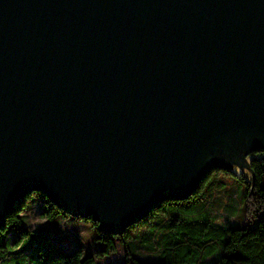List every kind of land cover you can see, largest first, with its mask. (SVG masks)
I'll return each instance as SVG.
<instances>
[{
    "label": "water",
    "instance_id": "water-1",
    "mask_svg": "<svg viewBox=\"0 0 264 264\" xmlns=\"http://www.w3.org/2000/svg\"><path fill=\"white\" fill-rule=\"evenodd\" d=\"M259 149L264 0H0V232L37 192L122 235Z\"/></svg>",
    "mask_w": 264,
    "mask_h": 264
},
{
    "label": "trees",
    "instance_id": "trees-1",
    "mask_svg": "<svg viewBox=\"0 0 264 264\" xmlns=\"http://www.w3.org/2000/svg\"><path fill=\"white\" fill-rule=\"evenodd\" d=\"M248 165L250 179L241 177L240 181L246 185L245 218L255 216L257 225H246L239 228H227L211 222L209 219L186 218L176 213L182 208L184 202L198 201L207 180L215 173L226 176L238 177L234 169H213L208 173L196 194L186 201H168L155 206L149 216L128 228L122 235H112L98 230V225L91 219H85L96 229L97 240L103 244V249L93 255H85L83 248L66 251L55 244L41 243L39 251L42 252L44 264H101L102 259H107L117 253L116 240L124 247V261L121 264H264V149L249 154ZM35 197L43 200L42 216L50 221L64 215L47 197L41 193L29 194L14 206L6 219V226L0 232V252L6 253L9 243V232L13 231L17 238L14 244L21 243L31 231L24 230V216L30 209L29 202ZM162 218L161 227L167 228L160 240L152 243L160 248L157 256L158 262L141 261L131 251L134 232L148 231L150 224L156 218ZM169 221V223H167ZM2 262V261H1Z\"/></svg>",
    "mask_w": 264,
    "mask_h": 264
},
{
    "label": "rangeland",
    "instance_id": "rangeland-1",
    "mask_svg": "<svg viewBox=\"0 0 264 264\" xmlns=\"http://www.w3.org/2000/svg\"><path fill=\"white\" fill-rule=\"evenodd\" d=\"M249 154L245 155L246 162ZM248 163V162H247ZM228 169V168H227ZM246 178L244 172L239 173V178ZM246 185L238 177L226 176L223 173L213 174L206 182L198 201L189 200L176 209V213L186 218L209 219L211 222L227 228H239L249 225L255 227V216L245 218ZM29 202L30 209L24 216V230L31 231L26 239L15 245L17 236L13 231L9 232V245L6 253L0 252V264H44L40 258L42 252L39 249L41 243L53 246L60 244L66 251L83 248L85 255H93L102 250L103 244L97 240L96 229L83 218H75L70 215H61L55 221H50L42 216L43 199L35 197ZM162 218L153 221L148 231L134 232L133 242L130 244L132 253L141 261L158 262L157 256L160 248L152 240H160L168 232L161 227ZM169 223V221H167ZM117 253L107 259H102L101 264H121L124 261V247L116 240ZM2 261V262H1Z\"/></svg>",
    "mask_w": 264,
    "mask_h": 264
}]
</instances>
